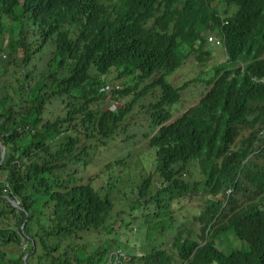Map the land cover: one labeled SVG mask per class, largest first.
<instances>
[{"label": "trees", "instance_id": "trees-1", "mask_svg": "<svg viewBox=\"0 0 264 264\" xmlns=\"http://www.w3.org/2000/svg\"><path fill=\"white\" fill-rule=\"evenodd\" d=\"M263 79L264 0H0V264H264Z\"/></svg>", "mask_w": 264, "mask_h": 264}, {"label": "rangeland", "instance_id": "rangeland-1", "mask_svg": "<svg viewBox=\"0 0 264 264\" xmlns=\"http://www.w3.org/2000/svg\"><path fill=\"white\" fill-rule=\"evenodd\" d=\"M208 36H214V35H208ZM5 42V41H4ZM210 46L208 45L206 47V50H210L209 49ZM212 51L210 54V58L214 61V62H221V59L223 57V53L221 52V50L218 47H213L212 46ZM196 64L194 62V58H191V60H187L185 61L182 66L179 68V70L173 74L172 78H171V83L172 84H177L179 82H181L182 80L188 79L190 77H192L195 73H196ZM196 92V88L194 85H192V90L186 95L184 96V100L185 99H190L192 98V96H196L198 97L197 94H195ZM120 102L115 101V100H106L104 102V108L108 109L111 107H119L120 106ZM189 105V103L187 101L184 102V107H187ZM148 116L147 114V110L146 108L141 107L140 105H136L134 107V122L135 123H145V118ZM140 146L139 144L136 145V147ZM129 149H133L135 150L130 144H122V143H114V142H110L109 144H107V147H101L98 148L94 155L92 156L91 159V163L89 164V166L83 171L85 178H87L88 176H91L93 174H95L100 166L102 165V163L104 162V160L106 158H109L111 156H113V153L115 151H119L120 153L124 154L127 150ZM136 151V150H135ZM203 199L204 197H201V195H197L195 196L192 201H191V205H192V214H193V207L197 208L199 206V204L203 203ZM238 199L239 202H245L248 201L247 198H243L242 195H238ZM194 231L195 228L193 227ZM125 237L127 238V236L125 235ZM138 236L135 237H131L129 240L132 242L133 245L137 244L139 245V240H138ZM240 245H243V243L239 242L238 240H236L235 238L229 236L226 239H222L218 244V248L225 251L228 250L230 247H238ZM139 251H136L135 254H139ZM124 256V255H123ZM119 261H115L114 264H120L118 263ZM128 262V261H127ZM123 264V263H122ZM125 264V263H124ZM131 264H143L139 261L134 260Z\"/></svg>", "mask_w": 264, "mask_h": 264}, {"label": "water", "instance_id": "water-1", "mask_svg": "<svg viewBox=\"0 0 264 264\" xmlns=\"http://www.w3.org/2000/svg\"><path fill=\"white\" fill-rule=\"evenodd\" d=\"M1 147V159H2V157H3V155H4V147L1 145L0 146ZM10 202H11V204L13 205V206H17V202L16 201H14V200H10Z\"/></svg>", "mask_w": 264, "mask_h": 264}, {"label": "built area", "instance_id": "built-area-1", "mask_svg": "<svg viewBox=\"0 0 264 264\" xmlns=\"http://www.w3.org/2000/svg\"><path fill=\"white\" fill-rule=\"evenodd\" d=\"M208 40L211 41V42H215L216 44L218 43V40L212 36H209L208 37ZM121 256L123 255V253H119Z\"/></svg>", "mask_w": 264, "mask_h": 264}, {"label": "clouds", "instance_id": "clouds-1", "mask_svg": "<svg viewBox=\"0 0 264 264\" xmlns=\"http://www.w3.org/2000/svg\"><path fill=\"white\" fill-rule=\"evenodd\" d=\"M209 37V36H208ZM208 37H207V40H208ZM212 37H214V36H212ZM215 38V37H214ZM209 41V40H208ZM263 81H264V79H263Z\"/></svg>", "mask_w": 264, "mask_h": 264}]
</instances>
